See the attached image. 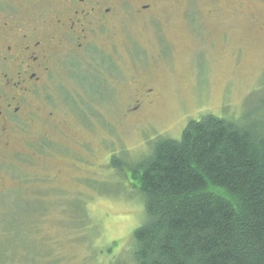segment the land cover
<instances>
[{"label":"rangeland","instance_id":"obj_1","mask_svg":"<svg viewBox=\"0 0 264 264\" xmlns=\"http://www.w3.org/2000/svg\"><path fill=\"white\" fill-rule=\"evenodd\" d=\"M216 1V13L205 0L160 3L154 25L126 17L124 39L115 29L126 64L136 49L140 71L153 72L156 101L126 115V82L114 88L76 67L78 86L55 90L64 126L44 142V162L0 151V264H130L133 231L145 221L133 171L159 138L179 139L205 114L264 123V2ZM70 80L62 74L60 83ZM57 170L56 182L42 180Z\"/></svg>","mask_w":264,"mask_h":264},{"label":"trees","instance_id":"obj_2","mask_svg":"<svg viewBox=\"0 0 264 264\" xmlns=\"http://www.w3.org/2000/svg\"><path fill=\"white\" fill-rule=\"evenodd\" d=\"M241 122L190 120L134 167L130 264H264V123Z\"/></svg>","mask_w":264,"mask_h":264},{"label":"flooded vegetation","instance_id":"obj_3","mask_svg":"<svg viewBox=\"0 0 264 264\" xmlns=\"http://www.w3.org/2000/svg\"><path fill=\"white\" fill-rule=\"evenodd\" d=\"M205 2L216 13L218 2ZM160 3L170 9L190 5L186 0H0V151L26 158L40 155L44 162V142L64 126L56 120L60 111L54 107L55 90L78 86L70 80L76 67L114 88L126 82V115L156 101V87L148 81L153 72L140 71L143 61L136 49L129 51L126 64L125 42L115 29L122 27L124 39L126 17L135 24L154 25ZM62 74L71 84L60 83ZM35 127L40 128L37 134ZM39 137L40 143L32 141ZM21 139L23 148L14 150L13 143ZM59 175L57 170L42 180L54 183Z\"/></svg>","mask_w":264,"mask_h":264}]
</instances>
